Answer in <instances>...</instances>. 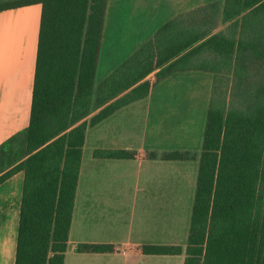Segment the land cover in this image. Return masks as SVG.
Here are the masks:
<instances>
[{
	"label": "trees",
	"instance_id": "trees-1",
	"mask_svg": "<svg viewBox=\"0 0 264 264\" xmlns=\"http://www.w3.org/2000/svg\"><path fill=\"white\" fill-rule=\"evenodd\" d=\"M107 0H17L40 6L23 150L0 183L24 174L14 264H63L85 131L148 96L174 72L213 75L184 264H264V0H224L178 15L99 83L94 78ZM155 73L154 80L148 76ZM96 111L91 116L92 109ZM15 138L18 135L14 136ZM0 146V169L3 165ZM95 159H134L96 149ZM148 158L188 160V152ZM114 253V244L77 245ZM142 255L179 246L142 245Z\"/></svg>",
	"mask_w": 264,
	"mask_h": 264
},
{
	"label": "crops",
	"instance_id": "crops-1",
	"mask_svg": "<svg viewBox=\"0 0 264 264\" xmlns=\"http://www.w3.org/2000/svg\"><path fill=\"white\" fill-rule=\"evenodd\" d=\"M10 1L17 0L0 3ZM207 2L168 6L166 0H107L94 85L96 78L100 83L178 15L216 4L213 33L223 30L224 0ZM39 16L38 4L0 12L2 160L9 140L28 122ZM197 72L205 71L174 72L155 83L144 99L87 127L63 264H184L189 210L206 126L202 114L206 106L208 109L213 83V75L205 72L212 75L207 88L209 76ZM154 75L148 78L154 80ZM192 77L201 79L203 88L190 91L184 82ZM95 113L92 110L91 116ZM157 125H164V130ZM127 146L136 148L134 159H95L92 155L96 149L125 150ZM175 151L188 152L193 158L167 161L147 157ZM20 161L3 160L1 172ZM23 181V172L17 171L0 183V264L15 262ZM80 243L114 244L120 251L78 253ZM142 245L179 246L182 252L142 255Z\"/></svg>",
	"mask_w": 264,
	"mask_h": 264
},
{
	"label": "rangeland",
	"instance_id": "rangeland-1",
	"mask_svg": "<svg viewBox=\"0 0 264 264\" xmlns=\"http://www.w3.org/2000/svg\"><path fill=\"white\" fill-rule=\"evenodd\" d=\"M166 1L168 3V6H169V4H173V5L192 4V5H194V4H197V3H209V2H207L209 0H166ZM222 3H223V1H222ZM222 3H221V5H222ZM197 74H199L198 76H203V75L209 76L210 83L207 86V88H209L211 86L212 75L209 74V73H205V72H197ZM107 76L102 78L101 81H103ZM98 78H96V81H95L94 93L96 91L97 86L99 85ZM200 78H202V77H200ZM193 79H194V77L188 78V80H185L186 82H184V83H186V85L188 86V89L190 91L193 90V89L197 90L196 89L197 87L203 88V86L205 84L203 83V81L201 79H198V78L194 79V80ZM188 89H187V92H188ZM185 106H186V104H185ZM92 110H94V108ZM206 110H207V106H206V108H205V110H204V112L202 114V117H203L202 121L204 123H205V119L207 117ZM200 116H201V111H200ZM200 120H201V118L199 117V119L197 121L199 122ZM156 128H158L159 130L162 131V130H164L165 126L164 125H157ZM158 145L161 146L162 144L158 143ZM127 147H129V148H124L125 151H129V152H133V153L137 152L136 148H134L133 146H127ZM22 150H23V144H22V140L19 138V134H18L17 138L13 137L11 140H9L8 144L6 145V151H5L6 154L4 155V159L3 160H5L7 162H10L12 160H17L18 158H21L22 157L21 156L22 155ZM191 206H192V204H191ZM191 206H190V210H191ZM190 210H189V218L188 219H190V215H191Z\"/></svg>",
	"mask_w": 264,
	"mask_h": 264
}]
</instances>
